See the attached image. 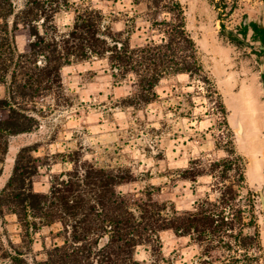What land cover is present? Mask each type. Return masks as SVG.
<instances>
[{
	"label": "trees",
	"instance_id": "trees-1",
	"mask_svg": "<svg viewBox=\"0 0 264 264\" xmlns=\"http://www.w3.org/2000/svg\"><path fill=\"white\" fill-rule=\"evenodd\" d=\"M149 27L159 39L133 43L140 11L132 23L116 29L98 8L82 3L74 7L71 24L61 28L56 15L70 7L69 1L0 0V162L9 147V137L33 131L45 113L40 103L63 96L61 70L73 61L103 59L117 81L131 78L129 106H144L156 98V86L167 75L188 74L211 84L195 38L187 28L181 1H133L140 6ZM26 36L19 48L17 36ZM28 144L16 154L11 174L0 189V219L15 214L23 241L44 225L58 223L60 242L30 261L12 241L1 245L10 264H145L136 257L145 245L160 249V234L172 230L203 248L206 264H263L261 232L252 198L242 202L246 186V161L232 147L218 160L195 158L180 176L188 180L209 175L219 195L196 201L190 209L178 210L160 200L155 187L123 192L119 186L135 181L128 167L100 166L84 158L80 149L67 153L71 166L50 175L45 191L34 188V178L50 157L36 155Z\"/></svg>",
	"mask_w": 264,
	"mask_h": 264
},
{
	"label": "rangeland",
	"instance_id": "rangeland-1",
	"mask_svg": "<svg viewBox=\"0 0 264 264\" xmlns=\"http://www.w3.org/2000/svg\"><path fill=\"white\" fill-rule=\"evenodd\" d=\"M14 1L22 5L24 0ZM60 1L70 2L68 9L56 15V23L61 28L72 23L76 5L88 3L101 9L116 29L125 28L126 22L132 23L133 10L138 9L136 29L131 34L133 43L160 37L145 21L142 12L145 3L132 4L133 1L154 0ZM179 1L185 8L187 28L197 42L201 61L212 83L190 78L188 74L167 75L156 86L154 101L144 106H129L124 99L133 89L130 77L117 81L103 59L73 61L61 70L63 96L47 97L40 103L46 111L39 117V126L31 132L9 137L8 151L0 162V189L11 174L21 147L35 144L36 155L50 157V166L41 167L34 178V188L42 191L48 189L51 174L70 168L65 155L80 149L85 159L97 165L128 167L133 171L137 179L121 184V191L140 192L154 186L160 200L185 210L207 195L217 198L219 191L211 176L188 180L180 176L181 170L195 158L221 159L233 147L246 161L242 202L253 199L264 264V212L258 195V189H264V177H260L264 173V135L255 136L258 130L264 131V108L260 104L263 91L252 72V69L259 72L261 59L260 55H251L240 46L232 52L223 43H236L220 27L224 25L229 29L240 20L245 7H261L262 3L261 0ZM239 4L242 9L235 12L234 19L229 18L231 8ZM17 42L19 48H23L26 36L19 34ZM218 85L228 97L227 104ZM4 91V86L0 85V97ZM227 105L232 117L256 123L252 136L239 138L235 133L236 121H231L232 124L229 121ZM59 229L58 223L44 225L28 244L23 241L16 215L6 214L0 219L1 245L9 249V241H12L33 261L60 242L56 236ZM159 243L160 249L154 253L145 245L139 246L136 257L145 264H206L203 248L189 237L166 230L161 232ZM0 264H10L1 249Z\"/></svg>",
	"mask_w": 264,
	"mask_h": 264
},
{
	"label": "flooded vegetation",
	"instance_id": "flooded-vegetation-1",
	"mask_svg": "<svg viewBox=\"0 0 264 264\" xmlns=\"http://www.w3.org/2000/svg\"><path fill=\"white\" fill-rule=\"evenodd\" d=\"M261 3V7H245L240 20L229 29L224 25L220 27L236 46L244 48L251 55H260L259 73L264 92V0H261ZM236 10L237 7H232L228 17L234 19Z\"/></svg>",
	"mask_w": 264,
	"mask_h": 264
},
{
	"label": "crops",
	"instance_id": "crops-1",
	"mask_svg": "<svg viewBox=\"0 0 264 264\" xmlns=\"http://www.w3.org/2000/svg\"><path fill=\"white\" fill-rule=\"evenodd\" d=\"M242 9V5L241 4H239L238 5V7H237V10L236 11H238V10H241ZM246 10V9H245ZM235 11V12H236ZM224 45H226V47L227 48H229L230 50H232V52H234V48L235 47H237L235 44H232V43H223ZM231 52V53H232ZM242 62H244V61H242ZM244 65H246L245 63H244ZM246 66H248V65H246ZM249 67H251V65L249 64ZM252 69V68H251ZM252 72L254 73V76H255V79L257 80V82L262 86V83H261V81H260V73L259 72H257V71H255L254 69H252ZM219 86V85H218ZM219 88L221 89V87L219 86ZM262 91H263V87H262ZM221 92H222V94L224 95V97H225V102H226V99L228 98L227 96H226V94H225V92L224 91H222V89H221ZM226 104H227V102H226ZM260 104L261 105H263V108H264V92H263V97H262V100H260ZM227 108H228V111H229V114H228V117H229V121H230V123H231V121H236V123H237V126H238V121H240L241 122V126H242V130H241V135H239V138H248V137H250V136H252L253 134L252 133H255V131H253V128H254V126H256L257 127V125H256V123L255 122H245V121H243V120H241L239 117H232L231 116V114H232V111H231V109H229V106L227 105ZM232 124V123H231ZM236 126V127H237ZM260 135H264V131H259L258 130V132L255 134V136L256 137H258V136H260ZM235 143H236V145H237V139H235ZM238 148V147H237ZM239 150V149H238ZM239 152L241 153V154H243L240 150H239ZM244 155V154H243ZM246 156V155H245ZM250 163H251V160H249L248 161V165L250 166ZM264 177V173L263 174H261L260 175V177ZM9 178V177H8ZM8 180V179H7ZM260 181H263V180H260ZM6 183V182H5ZM4 186V185H3ZM38 191H42V190H38ZM44 191V190H43Z\"/></svg>",
	"mask_w": 264,
	"mask_h": 264
},
{
	"label": "water",
	"instance_id": "water-1",
	"mask_svg": "<svg viewBox=\"0 0 264 264\" xmlns=\"http://www.w3.org/2000/svg\"><path fill=\"white\" fill-rule=\"evenodd\" d=\"M241 127H242L241 122L238 121V126L235 128V133L237 135H241V130H242V129L240 130ZM258 195H259V199H260V203H261V208L264 212V189L263 188L258 189Z\"/></svg>",
	"mask_w": 264,
	"mask_h": 264
},
{
	"label": "bare ground",
	"instance_id": "bare-ground-1",
	"mask_svg": "<svg viewBox=\"0 0 264 264\" xmlns=\"http://www.w3.org/2000/svg\"><path fill=\"white\" fill-rule=\"evenodd\" d=\"M242 129V127L240 128V130Z\"/></svg>",
	"mask_w": 264,
	"mask_h": 264
}]
</instances>
